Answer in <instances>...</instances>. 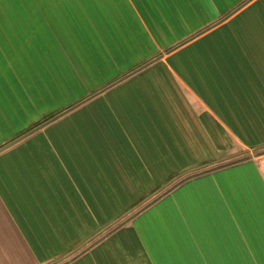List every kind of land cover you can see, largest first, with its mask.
<instances>
[{
    "label": "crops",
    "instance_id": "obj_1",
    "mask_svg": "<svg viewBox=\"0 0 264 264\" xmlns=\"http://www.w3.org/2000/svg\"><path fill=\"white\" fill-rule=\"evenodd\" d=\"M0 264H264V0H0Z\"/></svg>",
    "mask_w": 264,
    "mask_h": 264
},
{
    "label": "water",
    "instance_id": "obj_2",
    "mask_svg": "<svg viewBox=\"0 0 264 264\" xmlns=\"http://www.w3.org/2000/svg\"><path fill=\"white\" fill-rule=\"evenodd\" d=\"M259 154V153H257ZM254 155H249V156H246V157H242V158H238V159H235V160H232V161H229V162H226L224 164H221V165H218V166H214V167H211V168H207V169H203V170H200V171H196V172H193L191 173L190 175L184 177L182 180H180L177 184H175L174 186L170 187L169 189L165 190L158 198L162 197L163 195L167 194L168 192H170L173 188H175L176 186H178L179 184L183 183L184 181L190 179V178H193V177H196V176H199L201 174H204V173H207V172H210V171H213V170H216L220 167H224V166H227V165H230V164H234L236 162H239V161H242V160H245V159H249V158H252ZM157 198V199H158ZM154 202V201H153ZM152 203V202H151ZM150 205V203H149ZM147 205V206H149ZM147 206L143 207V209H140L139 211H137L136 213L132 214L130 217L122 220L120 223H118L113 230L121 227L122 225L126 224L128 221H130L131 219H133L135 216H137L142 210H144ZM112 230V231H113Z\"/></svg>",
    "mask_w": 264,
    "mask_h": 264
},
{
    "label": "rangeland",
    "instance_id": "obj_3",
    "mask_svg": "<svg viewBox=\"0 0 264 264\" xmlns=\"http://www.w3.org/2000/svg\"><path fill=\"white\" fill-rule=\"evenodd\" d=\"M249 155H254L255 156V149H252V150H245L244 152H238L237 154H232L231 156L228 157L227 160L223 161V162H219V163H216V164H221V163H224V162H229V161H232V160H235V159H238V158H242V157H246V156H249ZM253 156V157H254ZM211 166H215V164L211 165ZM198 171V170H197ZM193 172H196V171H193ZM193 172H189V173H186V174H183L181 175L178 179H176L175 181H172L169 185L165 186L161 193L164 192L165 190H167L168 188L172 187L173 185H175L177 182H179L180 180H182L184 177L190 175L191 173ZM160 194V192L158 193ZM134 212V211H133ZM125 217H123L121 220L118 219L117 220V224L122 221Z\"/></svg>",
    "mask_w": 264,
    "mask_h": 264
}]
</instances>
